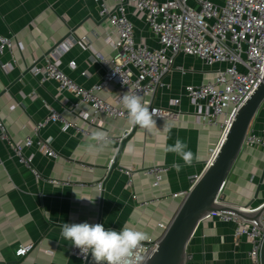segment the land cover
Here are the masks:
<instances>
[{"label":"crops","instance_id":"obj_1","mask_svg":"<svg viewBox=\"0 0 264 264\" xmlns=\"http://www.w3.org/2000/svg\"><path fill=\"white\" fill-rule=\"evenodd\" d=\"M107 4L111 7L113 2L108 0ZM130 18L136 26L135 39L143 38L155 46L147 26ZM109 33L111 24L100 17L94 0H0V35L12 36L15 43L0 54V117L10 138L32 135L35 123L45 119L49 107L80 123L53 98L55 83L40 81L28 67L66 38L69 46L61 55V68L80 85L90 87L100 81L110 64L100 63L90 50L70 38L87 37L94 52L110 59L114 49L105 41ZM70 61L75 65L71 66ZM174 62L183 71L174 70L164 77L169 86L158 89L154 102L168 107L172 98L180 97L178 106H172L179 110L178 117L156 120L152 133L140 127L133 129L108 172L107 164L117 146L115 138L130 126L128 118L105 117L102 127H90V133L100 130L113 137L96 155L86 150L91 134L64 131L49 122L39 135L50 141L58 157L48 158L34 145L23 147L26 156L32 155L29 167L0 138V264H14L16 247L27 243H33L34 248L20 264H84L70 254L71 242L60 236L64 223H100L116 231L127 226L148 237L160 235L157 223H168L182 200L171 195L190 186L221 138L218 125L196 123L194 107L183 95L186 85L211 80L219 64L207 66L199 58L182 53ZM32 92L37 95L34 99L29 97ZM97 94L112 102L115 90L108 85ZM64 96L75 100L69 92ZM166 123L174 125L170 133L163 130ZM250 126L255 132L264 130V101ZM177 137L200 157L191 167L165 151ZM174 165H180L181 170L177 172ZM153 166L167 167L156 187L152 185L153 176L144 172ZM221 195L238 206L256 207L263 202V147H242ZM234 227L233 221L216 216L202 220L186 247V264H254L248 256L250 243L245 237L236 240ZM87 264H92L91 254ZM257 264H264V257Z\"/></svg>","mask_w":264,"mask_h":264},{"label":"built area","instance_id":"obj_2","mask_svg":"<svg viewBox=\"0 0 264 264\" xmlns=\"http://www.w3.org/2000/svg\"><path fill=\"white\" fill-rule=\"evenodd\" d=\"M98 5L100 17L111 24L112 34H107L105 41L114 49V55L107 59L92 50L87 37H72V42L80 43L92 52L100 63H109L105 67L100 81L90 87H85L69 77L61 68V55L68 48L66 38L56 42L54 46L43 54L41 60H34L28 71L37 76L40 81L50 80L55 83L53 98L63 109H68L80 121L66 119L62 113L49 107V113L43 121L35 123L33 134L24 139L14 140L8 136L7 130L0 117V138L28 167L32 162V155L26 156L22 149L34 145L48 158H57L58 153L53 149L50 141L39 135V130L52 122L64 131L74 129L84 135L91 134L90 127H102L103 118H127V111L121 102L125 93L141 96L145 106L154 113V119H175L179 110L180 97H174L168 107L156 105L154 97L160 87H168L164 77L174 70L183 71V67L176 65L175 57L182 53L199 58L204 65L213 66L214 76L211 80L184 87L183 95L194 107L196 123L202 125H218L221 137L228 128L235 113L242 103L254 91L264 76V0H94ZM131 17L142 21L150 31L156 45H148L145 39H135L136 26ZM15 45L12 36L0 35V54L8 47ZM20 48V47H19ZM71 66L75 61H70ZM223 65V66H222ZM112 85L115 95L112 102L102 99L97 92ZM64 92L74 95L71 101L64 96ZM35 92L29 97L35 98ZM139 126L130 125L123 133L115 138L117 146L107 164V172L115 163L121 142ZM108 140L113 137L107 133ZM254 146L264 148V130L255 132L249 127L244 139L243 147ZM217 145L211 150L206 164L213 157ZM165 166H153L144 170L153 176V186H158ZM129 171H125L128 174ZM194 175L186 190L173 193L172 197L183 198L192 183L197 179ZM225 184V183H224ZM101 186V183L99 184ZM224 187V185H223ZM222 187V189H223ZM221 192L219 197H222ZM264 202V200H263ZM262 202V203H263ZM260 203L259 205H261ZM247 207V209H256ZM231 220L235 223L234 236L237 240L245 237L251 247L248 256L254 264L259 263L260 252L264 244V211L260 216L261 227L253 221L246 220L234 214L215 212L206 215L202 220L211 217ZM201 220V221H202ZM201 223V222H200ZM168 223L158 222L161 233L158 237H148L142 242L137 253L144 259L157 248V242L167 228ZM34 248L33 243L20 244L15 249L16 262L20 261ZM70 254L83 262L87 255L81 254L78 248L71 245Z\"/></svg>","mask_w":264,"mask_h":264},{"label":"water","instance_id":"obj_3","mask_svg":"<svg viewBox=\"0 0 264 264\" xmlns=\"http://www.w3.org/2000/svg\"><path fill=\"white\" fill-rule=\"evenodd\" d=\"M263 101L264 76L254 91L238 108L223 134L215 154L205 164L168 222L166 230L157 242V248L144 259L146 264H186V247L202 218L210 213L234 214L253 221L261 227L259 218L264 211V202L256 209L251 210L245 206L230 204L219 197V194L242 150L247 131ZM122 146L123 141L118 151H121ZM89 257L90 253L84 264L88 263ZM263 257L264 244L260 252V259L263 260Z\"/></svg>","mask_w":264,"mask_h":264},{"label":"clouds","instance_id":"obj_4","mask_svg":"<svg viewBox=\"0 0 264 264\" xmlns=\"http://www.w3.org/2000/svg\"><path fill=\"white\" fill-rule=\"evenodd\" d=\"M121 102L127 111L130 125L139 126L149 133L153 132L157 126L156 119L154 113L144 105L141 96L125 93L121 96ZM173 127L174 125L166 123L163 125V130L170 133ZM88 140L86 150L92 155L102 153L108 145V135L104 131H93ZM128 151H133L131 146ZM165 151L179 156L184 161V165L189 167L200 159L198 155L188 150V145L179 137L174 144L167 145ZM174 167L177 172L181 170L180 165ZM60 236L70 241L81 254L88 256L90 253L92 264H146L144 257L137 253L142 242L148 239L147 233L143 231L132 230L127 226L120 231L105 229L100 223H64Z\"/></svg>","mask_w":264,"mask_h":264},{"label":"bare ground","instance_id":"obj_5","mask_svg":"<svg viewBox=\"0 0 264 264\" xmlns=\"http://www.w3.org/2000/svg\"><path fill=\"white\" fill-rule=\"evenodd\" d=\"M222 138V137H221ZM221 138H220V141H221ZM220 141H219V143H220ZM219 143H218V145H219ZM218 145H217V147H218Z\"/></svg>","mask_w":264,"mask_h":264}]
</instances>
